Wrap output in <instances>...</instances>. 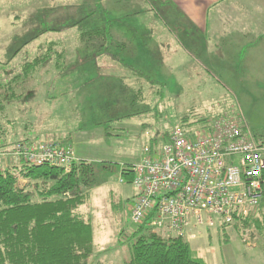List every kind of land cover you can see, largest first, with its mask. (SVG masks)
<instances>
[{"label":"rangeland","instance_id":"rangeland-1","mask_svg":"<svg viewBox=\"0 0 264 264\" xmlns=\"http://www.w3.org/2000/svg\"><path fill=\"white\" fill-rule=\"evenodd\" d=\"M89 1L96 3V16H91L94 11L88 9ZM122 2L0 0V83L21 74L25 64L49 47L63 51L66 65L59 75L52 58L20 85L23 98L7 105L6 118L0 116L4 131L0 151L24 139L71 138L80 158L93 164L95 186L89 207L96 253L90 264H126L130 260V247L137 238H133L134 228L125 209L135 192L121 183L122 173L144 160L143 148H152L151 140L158 134L170 132L192 111L211 119L239 110L252 133L264 141V69L239 74V59L216 69L206 61L204 65L193 49L190 57L179 48L158 49L154 56L143 57L139 53L148 49L143 46L153 42L130 41L131 34L124 50L112 44L106 52L101 50L100 40L83 38L84 32L104 25L101 17L111 3ZM113 31L121 34L120 27L113 26ZM114 38L123 44L116 35ZM150 60L156 65L149 64ZM139 61L146 65L139 66ZM140 71L145 80L138 75ZM141 87L142 100L135 95ZM162 144L160 141L158 148ZM9 153L0 154L1 167L9 163ZM259 219L256 230L246 231L245 241L241 230L230 226L225 231L203 228L202 235L188 243L206 264H264V214Z\"/></svg>","mask_w":264,"mask_h":264},{"label":"trees","instance_id":"trees-1","mask_svg":"<svg viewBox=\"0 0 264 264\" xmlns=\"http://www.w3.org/2000/svg\"><path fill=\"white\" fill-rule=\"evenodd\" d=\"M96 12L91 16H96ZM111 34V30L102 25L84 32L82 36L88 40H100L101 50L106 52L107 45L116 44L120 48L118 43L112 41ZM41 52L32 63L22 67L21 74L6 83H0V116L3 119L8 113L7 105L23 98L18 92L20 85L26 84L25 81L34 77L52 58L56 61V73L61 75L66 71L63 51L49 47ZM143 74L142 71L138 72L141 80H145ZM149 83L153 85L152 81ZM135 95L137 99H144L142 87ZM243 118L247 123L244 114ZM206 122L204 116L192 111L179 123L188 131L197 126L203 127ZM170 133L171 130L158 134L151 140V147L157 149L160 141L164 143L162 146L166 145L170 140ZM3 134L4 131L0 128V137ZM148 135L145 134L149 138ZM253 136L257 143L264 145L263 140L257 139L254 134ZM70 140L71 138L66 141L56 138L47 140L70 146L74 150L77 161L70 163L68 168L54 164L31 165L14 157L15 145H27L30 140L24 139L12 145L14 149L3 147L0 151L2 156L10 152L7 166H0V264L91 263L96 253L95 230L89 207L95 186V170L88 159L80 158L77 147ZM40 142L43 141L31 143ZM134 168L123 171V184L133 187ZM20 179L25 181H19ZM20 182L26 183V186H20ZM135 195L125 209L134 228L133 238H137L130 247V260L126 264H206L192 250L188 239L169 234L166 229L155 231L148 227L155 212L147 221L136 223L132 217ZM263 204L264 199L258 207L251 210L248 217L235 218L232 224L218 222L216 229L225 231L227 227L235 226L238 231L241 230L244 240L247 230L259 227V217L264 214Z\"/></svg>","mask_w":264,"mask_h":264},{"label":"built area","instance_id":"built-area-1","mask_svg":"<svg viewBox=\"0 0 264 264\" xmlns=\"http://www.w3.org/2000/svg\"><path fill=\"white\" fill-rule=\"evenodd\" d=\"M13 155L31 165L68 168L77 161L70 146L54 141L19 144ZM143 155L134 168L132 217L141 223L155 212L148 224L155 231L166 229L189 240L203 228L216 229L220 221L248 217L264 199V145L239 110L188 131L177 123L166 145L144 147Z\"/></svg>","mask_w":264,"mask_h":264},{"label":"crops","instance_id":"crops-1","mask_svg":"<svg viewBox=\"0 0 264 264\" xmlns=\"http://www.w3.org/2000/svg\"><path fill=\"white\" fill-rule=\"evenodd\" d=\"M122 1L118 5L111 3V9L101 17V24L111 30L112 41L118 43L121 50L125 49L131 34L130 41L153 42L143 46L148 48L141 49L139 55L143 57L154 56L163 48H179L190 57L193 49L204 59V65L207 62L216 69L223 63L233 65L237 59L241 64L239 74L259 73L264 69V0ZM76 3L80 4L81 0ZM87 4L88 9L97 11L96 3ZM77 9L81 7L78 5ZM113 26L121 28L120 35L113 31ZM114 35L123 44L117 42ZM137 64L146 65L141 61ZM149 64L156 65L152 60Z\"/></svg>","mask_w":264,"mask_h":264}]
</instances>
